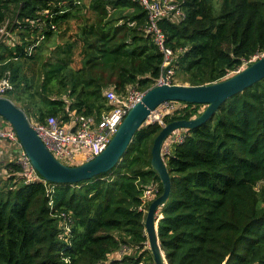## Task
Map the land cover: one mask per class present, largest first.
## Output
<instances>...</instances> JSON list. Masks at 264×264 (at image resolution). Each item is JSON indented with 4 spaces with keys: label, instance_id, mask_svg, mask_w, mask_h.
Instances as JSON below:
<instances>
[{
    "label": "trees",
    "instance_id": "trees-1",
    "mask_svg": "<svg viewBox=\"0 0 264 264\" xmlns=\"http://www.w3.org/2000/svg\"><path fill=\"white\" fill-rule=\"evenodd\" d=\"M174 2L182 15L157 25L180 84L220 81L264 54V0ZM6 22L0 79L10 78L7 97L31 122L99 119L115 105L109 91H146L165 68L140 0H0V27ZM65 33L73 41L61 42ZM170 104L165 123L205 108ZM161 129L147 122L118 164L79 183L47 181L36 170L29 178L8 162L9 176L0 177V264H156L146 210L164 191L151 164ZM176 132L183 139L164 153L171 190L156 216L168 264H264V78L205 123Z\"/></svg>",
    "mask_w": 264,
    "mask_h": 264
},
{
    "label": "water",
    "instance_id": "water-1",
    "mask_svg": "<svg viewBox=\"0 0 264 264\" xmlns=\"http://www.w3.org/2000/svg\"><path fill=\"white\" fill-rule=\"evenodd\" d=\"M165 76V73H162ZM264 78V54L249 65L217 82L190 85L164 83L153 85L144 92L143 97L129 110L116 134L107 147L93 159L80 164H66L58 160L46 146L37 130L33 127L25 111L12 99L0 96V116L5 118L16 131L24 151L33 168L47 181L74 184L106 172L122 159L133 142L137 131L150 118L160 120L162 129L154 140L151 164L163 184V193L156 197L147 210L146 231L156 264H168L161 247L156 220L159 206L167 199L171 190L169 170L164 161L165 141L177 129H191L205 123L220 105L230 96ZM181 101L204 104L200 115L191 119H176L165 123L155 112L166 102Z\"/></svg>",
    "mask_w": 264,
    "mask_h": 264
},
{
    "label": "built area",
    "instance_id": "built-area-1",
    "mask_svg": "<svg viewBox=\"0 0 264 264\" xmlns=\"http://www.w3.org/2000/svg\"><path fill=\"white\" fill-rule=\"evenodd\" d=\"M140 1L149 11L152 22L150 28L155 33L156 43L164 53L163 66H165V68L163 72L165 76L161 75L156 84H172L176 80L175 68L171 66L173 51L165 46V35L158 27L157 19L167 16L168 14L182 15V12L177 8L174 0ZM7 25L8 23L6 22L0 27V40L5 36L4 34L7 33ZM11 87L12 85L9 77L0 79V96L6 97ZM144 92L145 91L136 87L129 88L124 96L114 91H109L107 96L115 105L104 112L99 119H96L94 116L79 115L75 117L73 122L68 123H62L57 117H49L45 122L34 121L31 123L46 146L58 160L66 164L71 162V165L80 164L93 159L107 147L116 134L124 117L143 97ZM172 107L173 104H170V102L163 103L158 110H156L154 115L159 117L160 113L169 112L168 110ZM2 123L3 121H0V144L7 143L11 146L17 145L18 149H22L16 131L13 128H3ZM182 139V133H173L169 137L168 142H177ZM163 151L169 152V148H163ZM13 160L26 168V173L29 175V178L35 174V169L24 151L20 152L19 150L18 156L14 157ZM148 191V194H150L151 190Z\"/></svg>",
    "mask_w": 264,
    "mask_h": 264
},
{
    "label": "rangeland",
    "instance_id": "rangeland-1",
    "mask_svg": "<svg viewBox=\"0 0 264 264\" xmlns=\"http://www.w3.org/2000/svg\"><path fill=\"white\" fill-rule=\"evenodd\" d=\"M177 19V18H176ZM74 31H76V29L74 30ZM8 32V31H7ZM71 41H73V38L72 37H70L69 36V34L68 33H65L62 37H61V42H71ZM78 49L76 50V54H75V58H76V56H77V53H78ZM53 59H57V57H56V55H54L53 57H52ZM258 58V57H257ZM234 73H230L227 77H229V76H231V75H233ZM179 77V76H178ZM175 78H176V76H175ZM180 82H181V79L180 78H177L176 80H175V82L174 83H177V84H180ZM9 93H7V95H8ZM160 114H162V115H160ZM159 114V117H162L163 116V112L162 113H160ZM155 117H156V115H155ZM0 121H2L1 120V118H0ZM152 121H154V119H152V118H150L149 120H148V122H152ZM177 133V132H176ZM175 133V134H176ZM180 133V132H179ZM167 142H168V140H167ZM170 144L172 145V148H174V142H172V141H169L168 143H166L165 144V146H164V148H166V147H168V148H170ZM174 144V145H173ZM1 151V150H0ZM10 153H11V150H10V152H6L5 150L3 151V153H1L0 152V177H2V176H4V178H7L8 176H9V174H7V171H8V169H6L5 168V166H6V164L8 163V162H10V158L11 157H14V155L12 154V155H10ZM18 156V155H17ZM69 164H72L71 162H69ZM4 166V167H3ZM3 168H5V169H3ZM148 193H149V191L148 190H146L145 191V195L144 196H147L148 195ZM146 212H147V210H146Z\"/></svg>",
    "mask_w": 264,
    "mask_h": 264
},
{
    "label": "crops",
    "instance_id": "crops-1",
    "mask_svg": "<svg viewBox=\"0 0 264 264\" xmlns=\"http://www.w3.org/2000/svg\"><path fill=\"white\" fill-rule=\"evenodd\" d=\"M0 150H1V151H0L1 153H3L4 150H5L7 153L10 152V150H11L10 155L13 154L14 157H17V155H18V151H19L20 149H18V146H17V145H15V146H11L10 144L3 143V144H0ZM14 157H11V158H10V161H12Z\"/></svg>",
    "mask_w": 264,
    "mask_h": 264
},
{
    "label": "clouds",
    "instance_id": "clouds-1",
    "mask_svg": "<svg viewBox=\"0 0 264 264\" xmlns=\"http://www.w3.org/2000/svg\"><path fill=\"white\" fill-rule=\"evenodd\" d=\"M259 57H260V56H259ZM252 61H253V60H252ZM241 69H242V68H241ZM241 69H240V70H241ZM236 71H237V70H236ZM162 73H163V72H162ZM234 73H235V72H234ZM162 117H163V116H162ZM162 117H161V118H162ZM162 120H163V118H162ZM158 121L160 122V120H158ZM181 130H183V129H181ZM164 146H165V144H164ZM163 148H164V147H163Z\"/></svg>",
    "mask_w": 264,
    "mask_h": 264
}]
</instances>
